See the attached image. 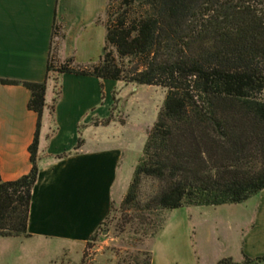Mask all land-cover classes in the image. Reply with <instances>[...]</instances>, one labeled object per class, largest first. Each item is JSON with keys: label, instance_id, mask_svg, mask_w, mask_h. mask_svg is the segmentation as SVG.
Wrapping results in <instances>:
<instances>
[{"label": "trees", "instance_id": "obj_1", "mask_svg": "<svg viewBox=\"0 0 264 264\" xmlns=\"http://www.w3.org/2000/svg\"><path fill=\"white\" fill-rule=\"evenodd\" d=\"M125 1L123 10L107 25L99 64L72 67V59L59 62L51 53L43 82L0 79L2 85L29 90V110L38 116L29 148L30 173L11 182H4L0 175L1 238L30 237L29 213L41 169L39 137L47 90L53 85L50 115L55 123L60 82L67 74L167 91L122 202L126 210L139 205L145 180L159 184L146 212L236 205L264 190V0ZM124 60L134 65L131 71L125 70ZM114 111L115 107L108 119L95 124L109 125ZM82 144L79 129L76 148L53 159L75 154ZM113 208L114 204L111 213ZM104 223L88 244L95 241ZM262 262L264 258H246L243 264ZM144 264H151V256ZM218 264L234 263L225 259Z\"/></svg>", "mask_w": 264, "mask_h": 264}, {"label": "crops", "instance_id": "obj_2", "mask_svg": "<svg viewBox=\"0 0 264 264\" xmlns=\"http://www.w3.org/2000/svg\"><path fill=\"white\" fill-rule=\"evenodd\" d=\"M107 5L108 0H0V79L43 82L51 53L59 62L72 59V67L99 64L106 46ZM55 17L58 35L53 36ZM120 84L64 75L55 123L50 115L54 87H48L39 137L41 169L29 213L30 237L14 239L56 245L62 252L82 251L110 216L130 145L120 136L105 144L97 131L117 127L118 122L119 128L125 129L128 118L119 120L114 115L109 125H96L95 121L111 116ZM144 88L152 87L138 86L133 99L140 101L138 93ZM30 98V91L21 85L0 84V175L4 182L18 180L32 168L29 148L35 139L38 116L29 110ZM79 129L83 139L79 150L54 160V156L76 148ZM89 131L94 138L91 144ZM125 194L119 191V201ZM237 205H244L246 210L227 216L228 227L215 226L203 239L205 245L199 251L207 259L213 256L211 264L225 259L243 264L246 258H264V190Z\"/></svg>", "mask_w": 264, "mask_h": 264}, {"label": "rangeland", "instance_id": "obj_3", "mask_svg": "<svg viewBox=\"0 0 264 264\" xmlns=\"http://www.w3.org/2000/svg\"><path fill=\"white\" fill-rule=\"evenodd\" d=\"M134 2L135 0H127ZM125 0H108L104 20L107 25L115 14L123 10ZM115 58L118 56L111 50ZM126 71L134 67L128 60L123 61ZM115 117L128 118L125 129L110 127L100 129L97 135L105 144L114 142L112 137L125 138L130 147L119 172V183L115 188L116 201L113 212L104 223L95 241L87 244L82 251H59L56 245L19 241L0 237V264H144L151 256V264H211L213 256L206 258L199 250L204 248L207 231L215 226L228 227L226 217L244 212V205L217 207H188L177 210L146 212V206L154 198L159 184L145 180L142 185L140 203L137 208L126 210L122 202L133 181L150 130L158 120L164 107L167 91L162 87L144 88L138 98L133 99L138 85H119ZM144 92V93H142ZM118 120V121H119ZM89 144L94 138L90 137ZM119 191L126 193L122 201Z\"/></svg>", "mask_w": 264, "mask_h": 264}]
</instances>
